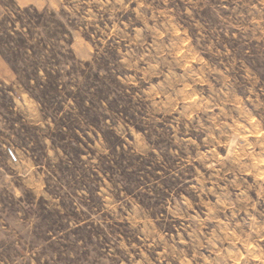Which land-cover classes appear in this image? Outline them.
Listing matches in <instances>:
<instances>
[{
    "label": "rangeland",
    "instance_id": "1",
    "mask_svg": "<svg viewBox=\"0 0 264 264\" xmlns=\"http://www.w3.org/2000/svg\"><path fill=\"white\" fill-rule=\"evenodd\" d=\"M0 264H264V0H0Z\"/></svg>",
    "mask_w": 264,
    "mask_h": 264
},
{
    "label": "trees",
    "instance_id": "2",
    "mask_svg": "<svg viewBox=\"0 0 264 264\" xmlns=\"http://www.w3.org/2000/svg\"><path fill=\"white\" fill-rule=\"evenodd\" d=\"M86 65H88L87 63H86ZM93 74L94 73H92L91 75L93 76ZM46 75H47V78L50 80H54L55 78H56V74H52V73H50V72H46ZM42 92V94H44L45 93V91H41ZM38 99H39V97H38ZM104 118V116H99L98 118H95V117H92L91 119V121H92V123H94V125L96 126V125H98L99 123H101V119H103Z\"/></svg>",
    "mask_w": 264,
    "mask_h": 264
}]
</instances>
